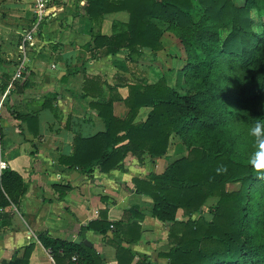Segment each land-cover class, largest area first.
<instances>
[{"label": "trees", "instance_id": "1", "mask_svg": "<svg viewBox=\"0 0 264 264\" xmlns=\"http://www.w3.org/2000/svg\"><path fill=\"white\" fill-rule=\"evenodd\" d=\"M242 1L88 0L84 6L90 19L98 23L111 13H129V21L114 23L111 34H93L90 46L103 50L104 57L116 56L121 50L128 56L143 49L160 51L164 47L160 24L166 22L185 50L173 85L165 76L156 83L140 79L129 83L127 96L121 97L117 87L97 86L95 79L88 78L84 90L86 96L98 94L91 106L104 121L105 130L91 137L76 135L71 155L60 158L62 165L83 173L95 168L108 173L123 169L130 154L140 161L145 156L166 157L171 137H182L190 147L187 156L173 161L162 174L134 179L136 192L152 199L153 216L169 224L172 247L160 254L168 258L167 264H264V170L249 162L258 147L249 127L256 119H264L260 110L264 101V0ZM116 101L128 108L123 118L115 115ZM144 109L147 113L142 119ZM1 138L0 128V143ZM230 184L240 187L228 191ZM25 191L21 174L10 168L0 173V209L17 204ZM209 198H218L211 219L203 213ZM196 214L200 216L194 219ZM5 218L0 213V229L7 224ZM106 219L102 213V220L83 225L81 233L107 235L113 231L118 257L133 256L122 245L135 242L126 233L133 227L126 231ZM38 239L59 263L63 257L66 264H103L98 252L83 243L48 234ZM34 247L25 249L26 258ZM137 264L159 263L141 258Z\"/></svg>", "mask_w": 264, "mask_h": 264}, {"label": "crops", "instance_id": "2", "mask_svg": "<svg viewBox=\"0 0 264 264\" xmlns=\"http://www.w3.org/2000/svg\"><path fill=\"white\" fill-rule=\"evenodd\" d=\"M29 1L35 0H0V159L21 174L26 185L17 204L0 209L8 217L7 224L0 229V264H66L63 257L59 263L49 254L38 239L41 234L94 248L103 264H137L141 258L167 264L168 258L160 254L172 247L168 239L169 224L153 216L152 199L138 194L134 185L135 178L164 173L170 165L166 157L145 156L140 161L130 154L123 169L108 173L99 168L83 173L60 163L62 156L71 155L76 135L91 137L105 130L104 121L91 106L98 94L86 96L85 82L93 78L97 86L105 88V83L115 86L101 75L109 61L116 63L120 53L103 58L100 49L82 47L78 38L86 33L79 30H86L90 17L74 0H57L48 8L50 16L77 22V29L50 32L48 27L41 40L35 36L36 45L24 54L27 64L22 78L12 85L23 54L17 22L20 18L27 19ZM86 1L80 0L79 7H84ZM31 13L33 19V10ZM120 17L117 22L129 21V13L124 11L106 15L103 22ZM69 36L74 39H69L68 45L64 40ZM96 89L98 93L99 88ZM121 108V101H116L115 115L123 118L128 110L123 108L120 113ZM102 213L116 227L121 224L126 231L133 227L126 233L135 242L122 244L132 250L133 256L118 257L112 242L114 233L110 235V231L107 235L93 231L81 233L83 225L102 220ZM29 233L32 239L28 238ZM30 245L35 247L26 258L25 249Z\"/></svg>", "mask_w": 264, "mask_h": 264}, {"label": "rangeland", "instance_id": "3", "mask_svg": "<svg viewBox=\"0 0 264 264\" xmlns=\"http://www.w3.org/2000/svg\"><path fill=\"white\" fill-rule=\"evenodd\" d=\"M47 1L48 2H47L46 15L36 34V36L39 37L40 40L42 38L41 35L45 33L48 27H49L50 32H54V30L56 32L60 30L71 31L74 29V27L77 29V25H78L77 22L74 23V21L72 22L70 20L64 21V19L61 20L58 18L54 19V16L53 17L50 16L51 13L48 12V8L51 4L56 3L57 0H47ZM63 1L64 0H60V2H63ZM74 1H75L74 4H76L78 8H81L83 12H85L84 7L82 6L79 7L81 5L80 0H74ZM242 2H243L242 0H237V3L239 4H242ZM32 3L33 2L29 1L26 4V6L28 5V12H29V14L26 16L27 19L24 20L23 18H20L19 22H17L20 24V25L18 24L17 26L18 31H16L18 32L17 33L18 37L19 35L21 36L23 33L21 29L24 30L25 27H29L33 23L34 17L33 19L31 18L32 17L31 10L34 11L35 1L33 3V9L31 8ZM116 20H121V17L120 19L105 20L104 22L102 21L100 23L93 22L91 20L89 24H86L87 25L86 30H83L82 28L81 30H79V31H85L86 34H82L83 36L81 37V39L80 37L78 38V43L82 47L87 48L89 47L91 43L90 41L92 40L94 33L101 31L106 34H111L112 25L114 23H118ZM160 26L164 30L163 36H162V42L164 45L163 49L157 52H151L149 50L143 49L140 52V54H134L133 56H128V52L126 50H121L119 58L116 59V63L114 61H111V62L109 61V63L106 64L107 67L106 69H104V71L102 72L103 75L101 76L107 81L110 80L112 85H115V87H117L116 92L118 93L119 96L126 97L128 94V84L135 82L136 80H140V79H145L146 82L148 83H156L161 79L162 76H165L168 79V82L171 85H173L177 77V71L184 64L185 50H184L183 45L180 43L179 39L176 37L175 32L172 29H168L169 27L168 22L161 23ZM64 38H65V34L62 37V39ZM69 39L73 40L74 37L69 36V38H67V41L64 40V42H67V43L68 41L70 42L71 40ZM56 41H57V38H55L54 42ZM102 52L103 50L101 51L100 49L99 53L101 54V56H102ZM102 57L105 58L104 56ZM23 58L24 57L22 55L21 59L18 62L19 65L21 61L24 60ZM24 63L25 65L27 64V59L24 60ZM111 66L116 67V69H110ZM121 104H122V108L119 109L120 113L124 111L123 108H126L128 110V108L126 107L123 101H121ZM260 110L264 113V101L260 107ZM146 113H147V110L145 109L142 110L140 113V118L144 119L146 116ZM189 148L187 144L184 142L182 137L178 135H173L171 137V145H170L166 158L171 164L176 159H180L184 156H187V154L189 153ZM239 187H240L239 184H230L227 186V190L228 191L237 190L239 189ZM217 202H218V198H209L208 201H206L203 207V213L207 219L212 218L211 211L215 208ZM199 216L200 214H196L194 216V219H197ZM179 218H181V216Z\"/></svg>", "mask_w": 264, "mask_h": 264}, {"label": "built area", "instance_id": "4", "mask_svg": "<svg viewBox=\"0 0 264 264\" xmlns=\"http://www.w3.org/2000/svg\"><path fill=\"white\" fill-rule=\"evenodd\" d=\"M47 0H35V7H34V20L32 25H30L28 28L23 30L22 33V39L20 42V50L24 55L34 44H35V39H36V34L39 30V27L41 23L44 20V17L46 15L47 11ZM24 60H26V55L23 56ZM24 60L21 61L20 65L18 66L17 72L14 74L13 79H12V85L14 82L20 80L22 78L23 72L26 68V65L24 63ZM11 85V86H12ZM9 168V165L6 161L0 159V173L3 171L7 170ZM113 228V226L111 227ZM29 239H32L31 233H29L28 236ZM49 254L51 255L50 250H48ZM75 259V257H74Z\"/></svg>", "mask_w": 264, "mask_h": 264}, {"label": "clouds", "instance_id": "5", "mask_svg": "<svg viewBox=\"0 0 264 264\" xmlns=\"http://www.w3.org/2000/svg\"><path fill=\"white\" fill-rule=\"evenodd\" d=\"M249 134L256 139L257 150L249 157L253 167L264 170V119H256L249 127Z\"/></svg>", "mask_w": 264, "mask_h": 264}, {"label": "water", "instance_id": "6", "mask_svg": "<svg viewBox=\"0 0 264 264\" xmlns=\"http://www.w3.org/2000/svg\"><path fill=\"white\" fill-rule=\"evenodd\" d=\"M109 234L112 235L113 234V231H110ZM86 243L89 244L87 241H86Z\"/></svg>", "mask_w": 264, "mask_h": 264}]
</instances>
